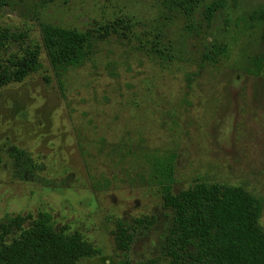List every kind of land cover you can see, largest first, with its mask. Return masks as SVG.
Returning <instances> with one entry per match:
<instances>
[{"label": "rangeland", "instance_id": "obj_1", "mask_svg": "<svg viewBox=\"0 0 264 264\" xmlns=\"http://www.w3.org/2000/svg\"><path fill=\"white\" fill-rule=\"evenodd\" d=\"M211 1L190 21L166 0H8L0 28L26 33V45H43V25L94 44L63 82L44 51L42 72L0 89V225L47 212L98 249L79 264H119L122 222L134 235L129 260L165 262L174 212L153 165L175 155L174 193L199 180L243 187L262 204L264 230V75L254 68L264 61V0H227L208 24ZM215 47L226 52L211 64ZM14 148L31 170L15 165ZM17 236L0 230V245Z\"/></svg>", "mask_w": 264, "mask_h": 264}, {"label": "trees", "instance_id": "obj_2", "mask_svg": "<svg viewBox=\"0 0 264 264\" xmlns=\"http://www.w3.org/2000/svg\"><path fill=\"white\" fill-rule=\"evenodd\" d=\"M190 21L199 12L204 0H166ZM8 0H0V11ZM227 0H212L205 8L204 17L211 24L218 11L226 8ZM264 26V11L256 17ZM119 25L103 27V35L117 33ZM43 45H26V33H14L0 28V89L24 82L28 77L44 70L41 60L45 51L60 82L71 68L82 67L93 51L94 39L89 33H80L52 25L41 26ZM264 38V36H263ZM20 47L19 52L12 50ZM226 52L215 47L205 55L211 64ZM256 73L264 75V61L254 63ZM15 165L32 169L33 159L18 148L13 149ZM170 155L154 166V177L163 185L165 206L174 212L173 226L163 246L165 262L150 259L132 262L127 258L134 235L122 222L114 232L116 251L124 256L119 264H264V230L260 226L262 204L259 199L239 186L196 181L186 190L173 191L174 163ZM28 224L27 228L24 226ZM138 226L151 225L139 219ZM3 238L17 233L12 242L0 245V264H79L81 260L99 254L90 242L79 233H69L65 227L58 230L51 214L9 218L0 225Z\"/></svg>", "mask_w": 264, "mask_h": 264}]
</instances>
